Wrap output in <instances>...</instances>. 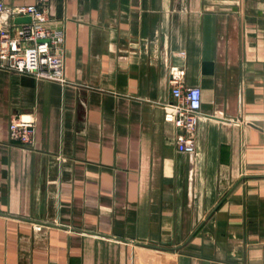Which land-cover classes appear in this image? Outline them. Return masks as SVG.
I'll use <instances>...</instances> for the list:
<instances>
[{
	"label": "crops",
	"instance_id": "obj_1",
	"mask_svg": "<svg viewBox=\"0 0 264 264\" xmlns=\"http://www.w3.org/2000/svg\"><path fill=\"white\" fill-rule=\"evenodd\" d=\"M47 7L66 82L0 70V264H264V0ZM180 71L193 155L162 109Z\"/></svg>",
	"mask_w": 264,
	"mask_h": 264
},
{
	"label": "built area",
	"instance_id": "obj_2",
	"mask_svg": "<svg viewBox=\"0 0 264 264\" xmlns=\"http://www.w3.org/2000/svg\"><path fill=\"white\" fill-rule=\"evenodd\" d=\"M49 0L32 5L9 6L0 2V70L35 80L65 83L64 30L49 18ZM28 18V22H16ZM183 72L171 78V99L162 105L164 119L176 130V148L193 155L194 133L201 117V90L181 82ZM10 136L23 145L33 141L34 122L13 117Z\"/></svg>",
	"mask_w": 264,
	"mask_h": 264
},
{
	"label": "water",
	"instance_id": "obj_3",
	"mask_svg": "<svg viewBox=\"0 0 264 264\" xmlns=\"http://www.w3.org/2000/svg\"><path fill=\"white\" fill-rule=\"evenodd\" d=\"M28 21H29L28 18H18V19H16V22H18V23H21V22H28Z\"/></svg>",
	"mask_w": 264,
	"mask_h": 264
}]
</instances>
